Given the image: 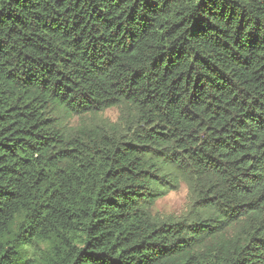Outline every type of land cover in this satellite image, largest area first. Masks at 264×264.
Instances as JSON below:
<instances>
[{
  "label": "trees",
  "instance_id": "obj_1",
  "mask_svg": "<svg viewBox=\"0 0 264 264\" xmlns=\"http://www.w3.org/2000/svg\"><path fill=\"white\" fill-rule=\"evenodd\" d=\"M0 264H264V0H0Z\"/></svg>",
  "mask_w": 264,
  "mask_h": 264
},
{
  "label": "rangeland",
  "instance_id": "obj_2",
  "mask_svg": "<svg viewBox=\"0 0 264 264\" xmlns=\"http://www.w3.org/2000/svg\"><path fill=\"white\" fill-rule=\"evenodd\" d=\"M120 116L119 107H111L99 115V119H107L111 121L118 120ZM89 119V118H88ZM79 119L77 117L71 120V125H77ZM190 192L187 184L181 182L177 190L170 191L167 195L159 198L153 206V213L162 217L174 216L180 217L186 213L190 206Z\"/></svg>",
  "mask_w": 264,
  "mask_h": 264
}]
</instances>
